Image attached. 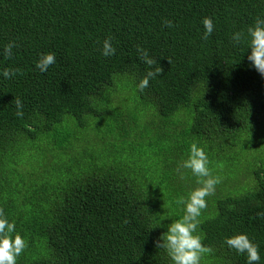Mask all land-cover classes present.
Listing matches in <instances>:
<instances>
[{
    "label": "trees",
    "instance_id": "trees-1",
    "mask_svg": "<svg viewBox=\"0 0 264 264\" xmlns=\"http://www.w3.org/2000/svg\"><path fill=\"white\" fill-rule=\"evenodd\" d=\"M257 18L264 0H0V72L15 70L0 75V208L27 242L17 264H172L157 242L183 215L175 199L198 186L177 171L192 143L220 178L201 264H246L224 244L237 233L264 264V76L247 38L232 39ZM49 52L56 63L40 72Z\"/></svg>",
    "mask_w": 264,
    "mask_h": 264
},
{
    "label": "clouds",
    "instance_id": "clouds-1",
    "mask_svg": "<svg viewBox=\"0 0 264 264\" xmlns=\"http://www.w3.org/2000/svg\"><path fill=\"white\" fill-rule=\"evenodd\" d=\"M202 23L204 26L203 38L207 40L213 34L215 24L211 17H205ZM165 24L169 27L172 26L171 21H165ZM246 38L248 49H251L247 59L250 65L264 76V18H257L254 25L247 28L246 34L239 31L232 34V39L236 44L241 43ZM13 46L12 43L5 45L4 52L6 55L11 54ZM138 51H140L144 63L149 66L155 64V60L149 56L147 50L140 48ZM101 53L104 57L116 54V48L111 37L104 39ZM55 63V53L49 52L40 55L35 67L40 72H47ZM161 72L162 68H157L155 71L149 70L146 76L140 80L137 88L141 91L147 88L150 79ZM0 75L11 78L15 75V70L4 69ZM15 103L17 116L22 117V102L16 99ZM209 163L204 147L192 143L187 158L177 166L181 179L185 175L181 169L191 170L198 186L190 189L186 195H180L175 199V204L182 209L183 215L166 226V232L157 242V247L166 250L172 264H201L202 255L210 251L203 244L204 236L200 229L201 217L208 206L207 198L215 194L220 178L212 174ZM258 215L264 216V213H258ZM224 244L229 249H234L238 254H246V264H259L261 261L259 245L253 243L247 233H237L226 237ZM26 247V240L16 232L15 222H10L3 209L0 208V264H17L18 258Z\"/></svg>",
    "mask_w": 264,
    "mask_h": 264
},
{
    "label": "rangeland",
    "instance_id": "rangeland-1",
    "mask_svg": "<svg viewBox=\"0 0 264 264\" xmlns=\"http://www.w3.org/2000/svg\"><path fill=\"white\" fill-rule=\"evenodd\" d=\"M114 97H119V92H116L114 95H113ZM108 100L110 101V99L108 98ZM99 131V130H98ZM91 132V131H90ZM99 133H100V138L99 139H97V138H95L96 139V141L98 142V144H100L101 146H102V148L101 149H106L107 147H109V145H108V141H109V138H108V136L106 137V136H104V134L101 132V131H99ZM95 137H96V135H95ZM259 142V143H258ZM257 143L254 141V143L255 144H257V146L256 147H259V148H261L262 150H264V145H263V141H258ZM97 144V145H98ZM94 149H96V147L94 148ZM31 154H37V151L36 150H34ZM258 154L259 155H264V151H260V152H258ZM50 156H52V154H48V157H50ZM55 161V158L54 159H51L48 163H47V165H49V164H51L52 162H54Z\"/></svg>",
    "mask_w": 264,
    "mask_h": 264
}]
</instances>
